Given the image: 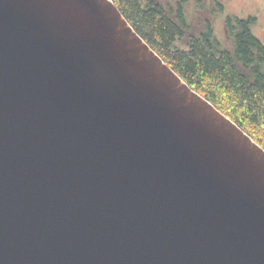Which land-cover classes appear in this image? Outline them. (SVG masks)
Segmentation results:
<instances>
[{
	"label": "water",
	"instance_id": "95a60500",
	"mask_svg": "<svg viewBox=\"0 0 264 264\" xmlns=\"http://www.w3.org/2000/svg\"><path fill=\"white\" fill-rule=\"evenodd\" d=\"M0 264H264V148L112 0H0Z\"/></svg>",
	"mask_w": 264,
	"mask_h": 264
},
{
	"label": "trees",
	"instance_id": "16d2710c",
	"mask_svg": "<svg viewBox=\"0 0 264 264\" xmlns=\"http://www.w3.org/2000/svg\"><path fill=\"white\" fill-rule=\"evenodd\" d=\"M188 1L113 0L141 38L191 89L264 148V45L251 30L256 19H228L226 32L233 43L228 50L217 41L209 22L202 33H187ZM178 40L187 50L175 48Z\"/></svg>",
	"mask_w": 264,
	"mask_h": 264
},
{
	"label": "rangeland",
	"instance_id": "374dc122",
	"mask_svg": "<svg viewBox=\"0 0 264 264\" xmlns=\"http://www.w3.org/2000/svg\"><path fill=\"white\" fill-rule=\"evenodd\" d=\"M161 1L164 4H169L171 0ZM172 5L174 6V4ZM184 8L189 25L188 34L202 33L209 22L220 45L231 50L233 43L226 32L228 19L235 21L255 18L256 24L251 27V30L253 35L264 45V0H189ZM185 40L187 42V39ZM174 46L177 49L187 50L188 48L180 40L176 41Z\"/></svg>",
	"mask_w": 264,
	"mask_h": 264
}]
</instances>
